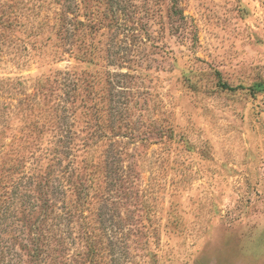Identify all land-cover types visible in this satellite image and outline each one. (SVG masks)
<instances>
[{
	"label": "rangeland",
	"instance_id": "374dc122",
	"mask_svg": "<svg viewBox=\"0 0 264 264\" xmlns=\"http://www.w3.org/2000/svg\"><path fill=\"white\" fill-rule=\"evenodd\" d=\"M0 264H264V0H0Z\"/></svg>",
	"mask_w": 264,
	"mask_h": 264
}]
</instances>
